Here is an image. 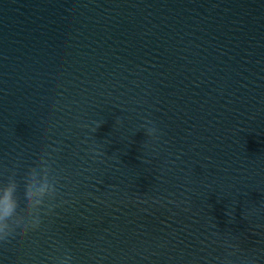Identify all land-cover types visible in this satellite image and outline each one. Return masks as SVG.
I'll return each mask as SVG.
<instances>
[{"label":"water","instance_id":"95a60500","mask_svg":"<svg viewBox=\"0 0 264 264\" xmlns=\"http://www.w3.org/2000/svg\"><path fill=\"white\" fill-rule=\"evenodd\" d=\"M42 159L0 264H264V0H0V181Z\"/></svg>","mask_w":264,"mask_h":264},{"label":"clouds","instance_id":"9594fccd","mask_svg":"<svg viewBox=\"0 0 264 264\" xmlns=\"http://www.w3.org/2000/svg\"><path fill=\"white\" fill-rule=\"evenodd\" d=\"M155 130L147 129L149 135ZM56 193L55 177H50L48 165L42 162L38 171H33L17 181L15 175H10L0 181V246L7 243L14 233V222L23 211L30 217L29 224L36 227L39 216L36 213L47 200ZM25 227L18 229L23 233ZM71 257L67 254L59 264H70Z\"/></svg>","mask_w":264,"mask_h":264}]
</instances>
